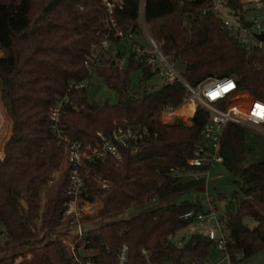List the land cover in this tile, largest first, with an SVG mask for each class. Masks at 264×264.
I'll return each instance as SVG.
<instances>
[{
	"label": "trees",
	"instance_id": "16d2710c",
	"mask_svg": "<svg viewBox=\"0 0 264 264\" xmlns=\"http://www.w3.org/2000/svg\"><path fill=\"white\" fill-rule=\"evenodd\" d=\"M206 1L144 0L146 28L164 54L183 63L181 73L190 83L207 75H231L238 90L264 101V42H243L205 9ZM225 2L234 9L241 6L237 0ZM138 13L139 0H123L114 15L123 29L135 33ZM101 16L100 0H0V101L10 118L0 158V264H10L16 254H2L7 248L24 243L28 246L20 252L29 251L31 257L16 264H83L86 257L97 264H114L121 242L127 245L125 264H144L142 247L154 264L204 263L214 247L212 239L198 233L179 245L169 240L188 223L180 217L183 211L201 209L196 199L167 198L202 183L170 170L183 166L201 142L199 131L207 114L197 105L188 122L180 116L161 121L160 108L179 106L186 91L177 80L147 89L146 81L156 72L132 52L120 66L112 63L118 50L103 53L89 73L84 59L100 38ZM133 71L139 73L136 82L131 81ZM91 73L116 93L115 102L91 98L88 84L69 86ZM63 94V132L82 145L93 144L96 130L108 132L116 123L145 125L149 130L134 150L121 148L119 159L106 155L82 163L79 171L86 190L79 198L97 202V208L81 221L166 200L72 235L73 253L64 241L50 236L70 226L68 218L62 219L64 202L70 198L65 191L68 168L61 164L62 146L53 137L48 111ZM246 132V127L228 122L220 137L221 164L238 174L230 204L219 213L228 233L224 252L231 264L264 251V158L241 166L250 151ZM97 176L107 179L105 187L97 183Z\"/></svg>",
	"mask_w": 264,
	"mask_h": 264
},
{
	"label": "built area",
	"instance_id": "2783aa9c",
	"mask_svg": "<svg viewBox=\"0 0 264 264\" xmlns=\"http://www.w3.org/2000/svg\"><path fill=\"white\" fill-rule=\"evenodd\" d=\"M237 1L241 6L234 9L227 5L225 0H207L205 9L220 17L226 27L234 31L243 42L256 44L264 42L256 37L257 33L264 34V0ZM122 3L123 0H100L102 8L100 38L90 45L84 63L90 73L92 66L101 54L114 53L110 48L113 42L125 40L128 42V46L123 52L112 58L114 65H122L127 54L132 52L135 56H143L146 59V63L156 72L160 82L177 80L186 91L179 106L166 104L160 108L161 121L170 122L180 116L182 120L188 122L190 113L183 115L178 111L182 105L188 103H192L194 109L200 105L205 110L207 116L199 131L201 142L193 148L183 166L171 168L170 171L175 176L202 181L201 186L205 188L207 208L189 209L183 211L180 217L188 220L185 226H189L190 233H198L212 239L214 247L224 252L228 233L217 209L211 205L209 193L206 191L209 169L222 161L220 137L224 125L231 122L260 130V125L264 124V101L251 93L238 90L231 75H207L195 83L187 81L175 67L177 61L164 54L148 32L143 16L144 0H139L138 13L139 29L142 30L144 36L142 41L133 38L132 30H125L118 24L114 13L122 6ZM86 83L87 78H83L70 83L69 86L80 88L84 87ZM66 99L65 94L56 97L54 102L49 105L48 111L53 137L56 143L62 146L61 164L68 168V183L65 191L70 195V198L64 202L62 219L68 218L70 226L76 227L73 235H79L84 230L81 228V218L96 210L93 201L79 198L80 193L86 190L83 174L79 171L80 166L85 160L102 159L106 155L119 159L121 148L131 147L134 150L136 143L149 135V130L145 125L116 123L108 132L96 130L97 141L93 144L82 145L78 139L69 137L63 132L59 114ZM2 118L0 103V119ZM2 157L3 153L0 154V158ZM95 178L101 187L107 185L105 177L97 176ZM51 182L52 179L47 180V184ZM59 239L64 241L63 237ZM66 244L73 253L74 246L71 239ZM126 252L127 245L125 242H121L115 255L114 264H125ZM15 253L10 264H16L23 258L31 257L29 251ZM140 253L144 258V264H154L149 259L147 248H140ZM225 256L228 259L226 253ZM82 263L97 264L89 257H86Z\"/></svg>",
	"mask_w": 264,
	"mask_h": 264
},
{
	"label": "rangeland",
	"instance_id": "374dc122",
	"mask_svg": "<svg viewBox=\"0 0 264 264\" xmlns=\"http://www.w3.org/2000/svg\"><path fill=\"white\" fill-rule=\"evenodd\" d=\"M134 39L142 41L144 40L143 32L139 29L138 32L134 33ZM128 46V42L125 40H119L115 41L110 45V48L115 52L118 50L120 53L126 49ZM175 67L178 71H182L183 69V63L181 61H177L175 64ZM139 75L138 71H133L131 73V81L136 82L137 76ZM160 79L155 74L150 79L146 81V88L149 89L151 84H159ZM89 87V93L91 98L95 99L96 101H103L107 100L109 102H115L117 99L116 93L107 88L104 84L103 80L96 76L94 73H91L90 76L87 79V83ZM2 105V104H1ZM2 107V106H1ZM184 115H188L192 109L188 107L186 104L183 106ZM186 107V108H185ZM181 110H179L180 112ZM6 116V113L2 107V117ZM5 118L3 117L0 119V128L1 126L4 128L6 125ZM246 142L248 143L250 147V151L247 153L244 161L242 162L241 166L247 164L248 162L256 161L261 158H264V124L260 125V130L246 127ZM237 170L229 171L227 170L221 163H216L214 166H212L209 169L208 173V179H207V185H206V191L209 193V198L211 199V205L214 206L218 213L222 212L225 213L226 209L228 208L229 203V196L230 194L236 189V185L233 182V179L237 177ZM205 188L201 185L197 187L194 190L186 191V192H180L174 195L168 196V200L174 201L178 200L182 197H187L189 199H196L198 203L200 204L201 209L207 208L206 203V197L204 195ZM222 195V196H221ZM43 198L40 197V203L42 204ZM163 202H166V200L162 199H154L147 202H144L139 205H131L128 208L113 213L108 216L104 217H91L89 219L81 221V228L87 229L90 227L97 226L98 224L121 218L126 217L128 215L134 214L137 211L147 209L150 207H153L157 204H162ZM95 207L97 208V202H94ZM96 211V210H95ZM95 211L88 215L92 216ZM244 221H247L244 219ZM249 225L253 223L252 220L248 221ZM76 227L74 226H68V227H61L51 233V237H63L64 242L67 243L68 240L71 239V236L75 232ZM192 233L189 232V226H184L183 228L179 229L175 232V234L169 238V240L179 245L182 242H184ZM46 237L41 238L40 242L45 240ZM34 241H29V243H33ZM1 243V242H0ZM28 246L27 243H24L22 245L15 246L13 248L9 247L7 248L2 254H8V253H15L22 251V249L26 248ZM231 264L228 262V259L225 256V252L216 249L215 247H211L209 250L206 260L204 261V264ZM187 264H198L196 262H187ZM235 264H264V251H258L255 252L249 256H246L239 261H237Z\"/></svg>",
	"mask_w": 264,
	"mask_h": 264
},
{
	"label": "crops",
	"instance_id": "0c3cea01",
	"mask_svg": "<svg viewBox=\"0 0 264 264\" xmlns=\"http://www.w3.org/2000/svg\"><path fill=\"white\" fill-rule=\"evenodd\" d=\"M0 53H1V51H0ZM0 103H1V101H0ZM1 106L3 107V105H1ZM182 106H184V105H182ZM3 109L5 111L4 107H3ZM193 109H194V107L190 111V115H192ZM5 113H6V111H5ZM6 116H7V119H6L5 116H3L5 118V120H6L5 121L6 122L5 127L3 128L1 126V128H0V154L3 153L2 147H3V144H4L5 140L7 139L8 135H9V132H10V118L8 117L7 113H6Z\"/></svg>",
	"mask_w": 264,
	"mask_h": 264
},
{
	"label": "water",
	"instance_id": "95a60500",
	"mask_svg": "<svg viewBox=\"0 0 264 264\" xmlns=\"http://www.w3.org/2000/svg\"><path fill=\"white\" fill-rule=\"evenodd\" d=\"M256 37H257L259 40L264 41V34H263V33H257V34H256Z\"/></svg>",
	"mask_w": 264,
	"mask_h": 264
},
{
	"label": "bare ground",
	"instance_id": "6f19581e",
	"mask_svg": "<svg viewBox=\"0 0 264 264\" xmlns=\"http://www.w3.org/2000/svg\"><path fill=\"white\" fill-rule=\"evenodd\" d=\"M187 105H188V107H189L190 109L193 108V104H192V103H188ZM184 106H185V105H184ZM181 108H183V106H182ZM181 108H180L179 110H181ZM185 108H186V107H185ZM179 110H178V111H179Z\"/></svg>",
	"mask_w": 264,
	"mask_h": 264
}]
</instances>
